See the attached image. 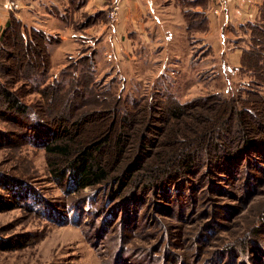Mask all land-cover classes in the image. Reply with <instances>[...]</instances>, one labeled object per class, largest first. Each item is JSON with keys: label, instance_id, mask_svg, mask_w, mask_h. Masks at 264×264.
I'll list each match as a JSON object with an SVG mask.
<instances>
[{"label": "rangeland", "instance_id": "rangeland-1", "mask_svg": "<svg viewBox=\"0 0 264 264\" xmlns=\"http://www.w3.org/2000/svg\"><path fill=\"white\" fill-rule=\"evenodd\" d=\"M170 9L164 29L175 32L137 39L131 60L116 58L124 47L111 25L101 39L48 44L51 66L34 86L62 79V70L71 83L73 75L80 77L82 59L94 54L92 91L77 112L81 125L71 129L73 138L60 133L55 141L75 143L72 154L82 146L99 147L108 177L66 191V180L58 183L52 167L67 161L46 153L43 139L33 145L13 138L0 145V171L26 179L40 202L30 199L29 206L0 211V264H264V103H258L264 100V80L243 65L253 36L244 26L212 46L213 39L185 30L178 5ZM84 16L82 22L94 24ZM106 17L110 22L108 12ZM173 40L176 45L168 47ZM28 88L24 101L38 102L37 89ZM169 99L195 105L179 117L162 113L164 108L141 112L144 104L166 106ZM234 110H243L249 129ZM13 128L0 118V130ZM236 135L259 140L260 150L235 149ZM143 139L150 157L141 168L131 167L126 179L124 168ZM218 147L233 149V159L212 163ZM187 153L199 156L190 170L183 163ZM157 167L164 173L150 188ZM124 171L126 182L114 179Z\"/></svg>", "mask_w": 264, "mask_h": 264}, {"label": "trees", "instance_id": "trees-1", "mask_svg": "<svg viewBox=\"0 0 264 264\" xmlns=\"http://www.w3.org/2000/svg\"><path fill=\"white\" fill-rule=\"evenodd\" d=\"M205 4L206 0H181L188 33L207 28V17L203 9L200 11L192 9L196 5H201L205 8ZM244 26L250 29L254 45L250 50L244 52V55H249V60L247 64H244L243 61V65L248 67L256 79L263 81L264 1L260 6L258 19L253 22H247ZM49 41V38L42 30L28 27L14 15L10 17L5 28L0 32V118L9 127H14L12 130H0V145H5L6 141L12 143L16 140L15 138H24L25 142L23 143L33 145L43 139L44 142L41 145L44 146L46 153L54 158H64L67 161L64 164H60L61 162L53 164V177L56 181L58 180V183H64L66 180L67 186L64 189L67 191V189L71 188L74 191L75 189L99 184L108 177V171L100 155L99 147L93 149L90 145L82 146L72 154L71 148L75 143L69 142L70 140L62 143L55 141V138L60 133H63L68 138H73L71 129L81 125L80 112L79 114L77 112L82 109L81 103L82 100L86 99L85 95L92 91L89 84L94 82L92 71L95 69V60L93 53L85 56L81 62L80 77L73 75L69 80L71 81L69 84L65 82L64 73L66 72L62 70V79L53 78L52 82H42L39 86H34L38 80L48 73L51 66V57L48 50ZM68 75H71V72H68ZM17 82L20 83L17 84ZM66 84L69 86L63 92V86ZM29 86L37 89L36 91L40 96L38 102H34V104L24 101V97L28 93L27 89H30L28 88ZM260 100L262 101H258V103H264L263 99ZM140 102V99L135 103L133 102L131 107L139 106ZM169 102L166 106L155 105L154 103L144 104L146 107L143 106L144 109L141 112L148 110L158 112L164 108L165 110H162V113H167L170 117H179L180 112L190 111L191 107L195 105V101L181 105L173 99H169ZM108 109L109 112L107 113H118V108ZM66 111H69L68 114H66ZM119 111L122 112V116H127L125 109L121 110L120 108ZM184 114L186 113H181V116ZM244 114L243 110L233 111V115L241 119L239 122L241 126L245 125L249 129L250 122L242 121ZM143 117H146V115ZM230 119L232 118L230 117ZM122 120H125V118ZM132 121L136 122V120ZM228 121L225 118L222 123L226 125ZM225 128L229 132V125H226ZM242 131H244L243 128ZM236 137H240V140H236L239 144H236L235 149H247L251 153H257L260 150L259 140L249 139L248 136L243 140L241 139L242 136L236 135L234 138ZM117 138H122V136ZM143 141L144 139L139 145L133 161L127 163L124 168L128 172L124 171L115 175L114 179L117 178L118 181L122 182L125 173L124 178L130 179L132 172L130 168H141L145 160L150 157ZM119 143L121 144V141L118 140L116 142L118 154L121 153V150L119 151ZM200 144L201 142L198 141L196 143L197 147ZM232 150L228 148L222 149V147L214 148L212 163L218 162V164H222V158H227V161H230L233 159ZM187 154L183 159V163L185 164L184 168L190 170L195 159L199 161V156H195L193 153ZM155 171V174L152 173L149 176L150 181L147 185L150 188L159 183L158 181L161 180L160 177L164 173V167H157ZM124 182L126 180H123L122 183ZM0 188L5 192L4 194L0 193V211L16 206H29L30 199L34 203L40 204L37 199L39 194H36L34 191L35 187L29 184L26 179L10 176L0 171Z\"/></svg>", "mask_w": 264, "mask_h": 264}, {"label": "crops", "instance_id": "crops-1", "mask_svg": "<svg viewBox=\"0 0 264 264\" xmlns=\"http://www.w3.org/2000/svg\"><path fill=\"white\" fill-rule=\"evenodd\" d=\"M5 1L7 0H0V32L5 28L10 17L14 15L28 27L42 30L50 40L48 44L72 42L76 46L80 39L87 36L90 38L96 36L101 39L102 34L111 25L115 37L121 38L124 47L116 58L123 56L125 61L134 59L137 48L132 47L137 39L140 42L148 41L150 33L154 36H163V32L169 33L174 30L173 28L164 29V26L169 22L167 15L173 12L170 9L173 5L180 7L187 31L181 0H122L118 20L114 23H110L106 17L112 0H15L19 4V8L13 11L3 8L2 4ZM263 1L232 0L224 6L219 15L210 12L213 0H206L205 8L201 5L193 6L194 11L203 9L207 17L208 28L205 33L202 30L194 31V36L198 34L196 38L213 39L212 46L220 43V36L224 33L227 38L229 37L228 39H231L232 32L240 31L247 22L258 19ZM83 15L92 17L95 20L94 24L88 25V23L82 22ZM175 45L176 40L167 43L168 47ZM214 51L216 52V50Z\"/></svg>", "mask_w": 264, "mask_h": 264}, {"label": "built area", "instance_id": "built-area-1", "mask_svg": "<svg viewBox=\"0 0 264 264\" xmlns=\"http://www.w3.org/2000/svg\"><path fill=\"white\" fill-rule=\"evenodd\" d=\"M232 0H215V4L212 7V12L215 15H219L224 6ZM121 0H112L108 7V17L111 23H114L119 16ZM3 8L7 11H13L19 8V4L15 0H7L2 4Z\"/></svg>", "mask_w": 264, "mask_h": 264}]
</instances>
